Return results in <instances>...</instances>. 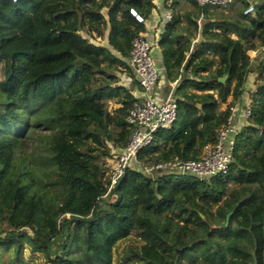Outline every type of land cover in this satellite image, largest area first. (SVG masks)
I'll list each match as a JSON object with an SVG mask.
<instances>
[{
  "label": "trees",
  "instance_id": "16d2710c",
  "mask_svg": "<svg viewBox=\"0 0 264 264\" xmlns=\"http://www.w3.org/2000/svg\"><path fill=\"white\" fill-rule=\"evenodd\" d=\"M161 4L169 18L156 44L165 80L177 79L175 117L109 185L103 158L124 147L137 100L127 57L144 25L128 9L146 19L152 0H0V250L13 264L25 246L48 264H112L131 233L122 264H264V0ZM249 72L224 172L141 171L198 159Z\"/></svg>",
  "mask_w": 264,
  "mask_h": 264
},
{
  "label": "built area",
  "instance_id": "2783aa9c",
  "mask_svg": "<svg viewBox=\"0 0 264 264\" xmlns=\"http://www.w3.org/2000/svg\"><path fill=\"white\" fill-rule=\"evenodd\" d=\"M199 5H225L232 0H194ZM248 5L244 12L249 11ZM128 12L137 22H144V19L137 15L133 9ZM166 19L168 12L164 13ZM153 42L145 31L136 35L128 52L127 64L129 65L134 81L138 87L137 98L128 109L124 120L131 126V131L123 148L114 155V164L111 166L108 178L109 185L113 184L127 165L138 167L135 161L136 150L147 143L151 133L157 128H164L175 117V101L172 95L177 79L170 82L171 87L163 99L156 97L157 82L161 77V68L157 67L151 56ZM262 49V47L260 48ZM254 52V50H249ZM123 82V83H122ZM120 83L128 85L130 78L125 76ZM126 82V83H125ZM248 115L247 107L243 108L235 120L232 119V112L226 119V123L218 129L216 140L213 145L204 146L201 155L196 160L181 159L172 157L167 161L154 164L140 165L144 173L151 174L153 171L171 172L178 174H192L199 178L209 177L218 172H224L231 156L233 135L237 128Z\"/></svg>",
  "mask_w": 264,
  "mask_h": 264
},
{
  "label": "rangeland",
  "instance_id": "374dc122",
  "mask_svg": "<svg viewBox=\"0 0 264 264\" xmlns=\"http://www.w3.org/2000/svg\"><path fill=\"white\" fill-rule=\"evenodd\" d=\"M152 2H154V0H152ZM223 12H225V8L222 9ZM256 48L254 52H250L249 50L246 52L247 55L250 58V61L253 62L254 58L256 57V55L260 54V49ZM151 56L153 59V62L155 63L154 60V56L153 53L151 52ZM253 73H248V75L246 76V80L245 83L243 85V89H242V95L246 100V103L248 102V98H247V92L248 89L247 88H252V84H253ZM125 75L120 74L118 77V81L122 82L124 81ZM123 83V82H122ZM126 83V82H125ZM126 85V84H125ZM227 100H230V96L227 97ZM116 104L110 100L107 101L105 104V107L108 111H111L112 108L115 106ZM221 107H223V104L221 105ZM247 107V104H246ZM109 146V144H107ZM111 155L109 157H104L103 161H104V165L107 166L110 170L111 166L114 164V155L117 153L116 149H111L110 150ZM61 238L59 237L56 241V245H58L60 243ZM138 241V239L135 237L134 234H130L128 237L119 240L115 246L113 247L112 250V264H122L121 263V259H118V255H121L125 245L131 244V243H136ZM20 261L21 264H48L46 262V260L43 258L42 254L39 252H29L28 251V247L25 246L24 249H22L21 252V256H20ZM0 264H13V259H12V250L11 249H5V250H0Z\"/></svg>",
  "mask_w": 264,
  "mask_h": 264
},
{
  "label": "crops",
  "instance_id": "0c3cea01",
  "mask_svg": "<svg viewBox=\"0 0 264 264\" xmlns=\"http://www.w3.org/2000/svg\"><path fill=\"white\" fill-rule=\"evenodd\" d=\"M153 4H154V8L151 10L149 17L144 19L143 25H144V31L147 33V36L153 42L151 52L153 53L154 56L153 58L155 60V65L161 68V77L157 82L155 94L156 97H158L159 99H163L167 91L170 89L171 84L169 81L165 80V77L163 75V69L160 63L159 49L156 43L158 39V34L162 29L164 21L166 20V18L164 17V13L166 12V10L162 7L161 0H154ZM100 43L103 44L104 41L101 40ZM247 89L249 90L250 88ZM130 91L135 92L137 95L140 94L138 92V87L136 83L130 86ZM242 94L243 93H241L239 99L236 100L231 107L233 120L237 118L238 114L242 111V108L247 104Z\"/></svg>",
  "mask_w": 264,
  "mask_h": 264
},
{
  "label": "water",
  "instance_id": "95a60500",
  "mask_svg": "<svg viewBox=\"0 0 264 264\" xmlns=\"http://www.w3.org/2000/svg\"><path fill=\"white\" fill-rule=\"evenodd\" d=\"M224 77H225V76L218 77L217 80L221 82V81H223ZM206 242L209 244V242H208L207 240H206ZM180 250H181V249H178V251H180Z\"/></svg>",
  "mask_w": 264,
  "mask_h": 264
}]
</instances>
